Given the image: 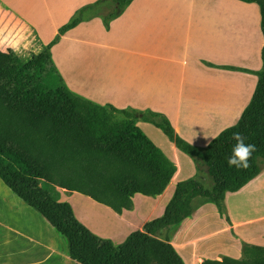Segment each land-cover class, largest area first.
Masks as SVG:
<instances>
[{
	"label": "trees",
	"instance_id": "trees-1",
	"mask_svg": "<svg viewBox=\"0 0 264 264\" xmlns=\"http://www.w3.org/2000/svg\"><path fill=\"white\" fill-rule=\"evenodd\" d=\"M132 1L116 0L114 11L104 17L107 26ZM241 1L259 5L264 38V0ZM81 21L80 16L72 17L27 60L13 45L5 51L0 48V179L52 225L66 254L79 264H186L171 242L169 229L193 215L197 197L213 202L232 224L227 193L239 191L262 171L264 44L262 67L255 71L257 85L239 120L199 147L180 136L161 112L101 106L69 89L52 47ZM140 117L160 128L198 169L201 162L213 187H204L196 178L179 182L161 215L117 244L80 221L72 205L61 200V190L80 192L120 214L133 210L137 194L161 195L178 167L138 126ZM234 132L241 133L246 144L255 145L246 169L227 164L236 143ZM243 254L206 259L204 264H264V246L245 243Z\"/></svg>",
	"mask_w": 264,
	"mask_h": 264
},
{
	"label": "crops",
	"instance_id": "crops-1",
	"mask_svg": "<svg viewBox=\"0 0 264 264\" xmlns=\"http://www.w3.org/2000/svg\"><path fill=\"white\" fill-rule=\"evenodd\" d=\"M148 1L133 0L108 26L102 25L100 18L92 19L91 24L82 20L79 25L62 35L60 41L52 47V57L66 85L77 95L101 106L161 112L170 119L180 136L196 146L205 147L213 140L212 137L231 126V122L241 115L250 101L248 95L251 93L238 88L234 90L231 83L226 84L227 80L231 81L232 75L231 78L219 74L222 80H218V70L224 71L223 73H227L225 71L228 69L239 74L246 73L249 82L252 75L250 72L260 70L262 65L259 69H248L246 65L229 64L225 60L227 47L223 44L220 54L217 53V20L220 21L218 33L223 40L227 39V31L224 29V13L215 4L203 0L200 10L199 4L191 0L179 4ZM8 4L20 13L17 7ZM22 17L26 19L23 15ZM159 17L161 19H156ZM96 25L100 29V36L94 44L88 31ZM126 26L129 32L124 30ZM84 27L85 31L80 33ZM41 39L43 44L50 42V39ZM64 40L68 42L70 50L76 44H81L83 48L78 59L70 52L65 59V66L59 60L58 63L53 54V48ZM263 43L262 41V45ZM89 45H96V54H86ZM102 56H109V66L97 62ZM65 76H68L69 81ZM177 173L178 170L166 190L155 197L162 202L156 209L162 208L161 213L174 194L178 184ZM5 188L10 190L6 185ZM229 194L226 195V204ZM61 200L69 202L78 219L92 231L95 230L94 226L86 213L81 211L88 209V203L108 207L77 191L61 190ZM0 204L3 206L4 203L0 201ZM135 206L136 204L134 208ZM132 211L113 213L124 217L125 213ZM228 212L230 215L229 208ZM0 214V230L5 234L3 241L8 249L4 255L7 258L0 264H55L57 249L61 251V246L58 245L55 229L39 212L18 198L14 206L10 205L9 210L1 208ZM230 218L232 224L227 223L234 231V234L231 232L233 244L226 247L211 245L206 250L202 247L199 250L196 244L199 237L208 238L212 242L216 241V238L211 240L212 237L219 236L207 237L211 233L201 234L190 242L194 245L190 254L192 264H204L206 259H221L223 256L242 258L245 243L264 246V236L255 239L253 235L256 232L239 234L236 231L239 223L231 215ZM185 220L174 228L173 235L170 236L171 242L186 264H189L181 253V249L185 247L174 239L180 231L181 234L184 233V228H193L190 221L186 223ZM144 224L145 222L140 229ZM219 248L223 251L222 254L216 250Z\"/></svg>",
	"mask_w": 264,
	"mask_h": 264
},
{
	"label": "rangeland",
	"instance_id": "rangeland-1",
	"mask_svg": "<svg viewBox=\"0 0 264 264\" xmlns=\"http://www.w3.org/2000/svg\"><path fill=\"white\" fill-rule=\"evenodd\" d=\"M189 1L190 0H149L148 2L179 4ZM206 1L215 4L217 8L221 9L224 13V29L227 31V39L223 40V38L219 35L218 31L220 30V21L217 20V53L220 54V49L223 44V46L225 45L227 47V56L225 60L228 61L229 64L238 63L246 65V68L248 69H252L254 67L259 69L262 65L259 50L262 46L261 41H263V35L260 27L261 12L259 5L255 2L247 3L241 0ZM7 2L17 7L27 21ZM7 2L5 0H0V48L5 51L8 49L9 45H13L17 47L19 54L25 60L29 59L32 52H38L45 45H47L45 44L46 42L43 44L41 37H44L47 40L50 39L49 41L51 42L57 35L59 28L74 16H80L82 20L86 22L88 21L89 23L94 18H100L102 20V25L105 24V26H107L104 21V17L108 13L114 11L116 5V0H7ZM191 2H196L199 4V9H202L204 3L203 0H191ZM156 19H161V17ZM252 22H255V24H251ZM85 28L86 27H84L80 33L85 31ZM124 30L129 32L128 26H126ZM246 31L247 34L245 33ZM88 34L93 37L92 40L94 44H96V40L100 36V29L97 25L93 26V28H90L88 31ZM239 34L240 36H235ZM220 38H222V40H220ZM241 43L243 46H241ZM82 49L81 44H76V47L70 50L68 42L64 40L57 47L53 48V54L56 57V60L61 61L65 66V59L67 58V55L71 52L78 59ZM254 52H257L258 54L257 59ZM96 53V45H89L86 54ZM248 53H254L250 57L249 61L247 59L245 60V56H247L246 54ZM241 57H244V59H242L243 61H240ZM97 62L100 65L109 66V56H102ZM258 63L260 65H258ZM62 71L64 73V69H62ZM223 72L224 71L218 70V80H222L221 77H219V74L228 75L230 77L232 75L233 78L231 77L232 79L229 83L232 84L234 81L233 85H235L238 89L248 87V92L251 93L248 97L251 99L258 81V76L255 71L253 73L250 72L252 75L249 77V82L246 73L239 74V72L231 71V69L225 71L227 73ZM65 77L66 80L69 81L68 76ZM225 79L228 78L226 77ZM117 118L122 119L123 115H117ZM239 118L240 116L233 120L231 125L237 123ZM137 124L166 153V155L176 163L178 167L176 177L177 183L189 178H196L203 184L204 187L210 189L213 187L212 180L207 173L206 167L200 162L199 169L197 170V164L194 159L179 150L175 143L172 142L160 128L145 121L142 117L137 119ZM261 165V174L257 176V178L250 185H247V187H244L235 194L230 193L227 198L230 215L235 218L236 222L239 223L236 228V231L239 234L256 232L255 234L259 235L264 232V162H261ZM13 193L5 188L3 181H0V201L4 203L3 206L0 204V209L3 208L5 210H9L10 205L14 206L16 204L19 197L17 195L16 197L14 195L15 193ZM161 203L162 202L155 197L137 194L134 197V204H136V206L133 209L135 210H131V213H125L124 217L113 213L114 211L108 207H104L102 205L95 206L92 205L93 203H88V209L81 212L86 213V217L94 226V233L101 237L110 238L115 243L119 244L123 242L132 231L139 230L142 223H146L147 221L158 217L162 208H159L158 210L156 209L161 205ZM193 207V216L188 218V221L185 220L186 223L190 221L193 228L191 230L187 227L184 228V233L181 234L180 231L174 238L176 242L185 247L181 249V253L187 259L189 264H192L190 254L194 248L193 243L190 242H193L194 238L205 233H211L208 234L207 237L219 234L218 237L211 238V240L216 238V241L214 240L212 242L208 238L204 239L203 237H199L197 239L196 244L198 249L201 250L202 247L206 250L211 245L226 247L233 244L231 236L232 233L234 234V231L229 228V224L226 219L220 216L219 211L213 202L197 197L193 201ZM78 213L80 214V212ZM6 223H8L7 220ZM177 227L178 226H173L167 233L169 235H173V232ZM96 230L101 232L97 233ZM202 230L203 232L199 233ZM3 236H5V234L0 230V241H3ZM56 236L58 245L61 246L62 252L57 249V258L54 263L75 264L74 262L77 261L68 257L64 250V241L57 233ZM13 244L14 242L10 243L9 246ZM216 250L220 251L221 254L223 252L220 248ZM61 254H64V256ZM6 258L7 255L3 256L0 263Z\"/></svg>",
	"mask_w": 264,
	"mask_h": 264
},
{
	"label": "clouds",
	"instance_id": "clouds-1",
	"mask_svg": "<svg viewBox=\"0 0 264 264\" xmlns=\"http://www.w3.org/2000/svg\"><path fill=\"white\" fill-rule=\"evenodd\" d=\"M232 138L236 143L232 148V154L227 159V164L229 167H235L236 169H246L249 167V161L255 151V145L246 144L245 137L239 132H234ZM212 139H216V137H212Z\"/></svg>",
	"mask_w": 264,
	"mask_h": 264
},
{
	"label": "bare ground",
	"instance_id": "bare-ground-1",
	"mask_svg": "<svg viewBox=\"0 0 264 264\" xmlns=\"http://www.w3.org/2000/svg\"><path fill=\"white\" fill-rule=\"evenodd\" d=\"M251 24H255V22H252ZM248 31V30H247ZM243 34V33H242ZM241 40H242V38H241ZM263 42H264V38H263ZM264 44V43H263ZM261 45H262V41H261ZM262 47H263V45H262ZM261 47V48H262ZM262 50V49H261ZM248 52H250V51H248ZM255 53V57H256V59H257V57H258V54H257V52H254ZM253 53V54H254ZM247 56H245V60L247 59L248 61H249V59H250V57H251V53H248V54H246ZM241 60L240 61H243L242 59H244V57H241L240 58ZM233 83H234V81H233ZM233 83H232V85H231V87H232V89H236V86L235 85H233ZM227 85H229L230 83H229V80H227V83H226ZM244 92H248V87H246V88H244V89H242ZM249 93V92H248ZM201 232H203V230L202 231H200L199 233H201ZM264 236V232L263 233H261V234H259V235H255V236H253V238H255V239H261L262 237ZM17 244H19V243H17ZM8 252V249H7V245H6V243L5 242H3L2 240L0 241V260H2V258H3V256L6 254Z\"/></svg>",
	"mask_w": 264,
	"mask_h": 264
}]
</instances>
